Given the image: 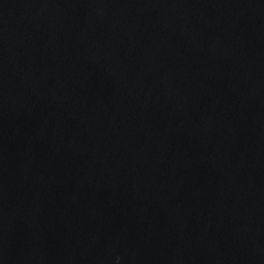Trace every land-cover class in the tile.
I'll list each match as a JSON object with an SVG mask.
<instances>
[{"label":"water","instance_id":"1","mask_svg":"<svg viewBox=\"0 0 264 264\" xmlns=\"http://www.w3.org/2000/svg\"><path fill=\"white\" fill-rule=\"evenodd\" d=\"M0 264H264V0H0Z\"/></svg>","mask_w":264,"mask_h":264}]
</instances>
